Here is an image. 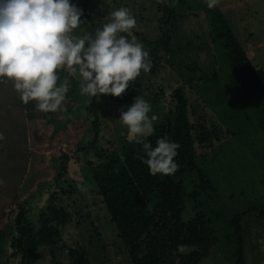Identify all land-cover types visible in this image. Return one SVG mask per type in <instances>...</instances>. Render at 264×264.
Segmentation results:
<instances>
[{"label":"rangeland","instance_id":"rangeland-1","mask_svg":"<svg viewBox=\"0 0 264 264\" xmlns=\"http://www.w3.org/2000/svg\"><path fill=\"white\" fill-rule=\"evenodd\" d=\"M211 2L222 12L264 84V0H72L82 10V23L74 33H91L107 22L114 9H129L136 19L132 32L152 64L149 72L141 71L136 78L137 96L151 105L148 115L153 122L162 119L175 107L176 90L187 102L193 167L182 174L177 168L161 179L163 192L175 184L184 189L180 220L198 219L211 233L208 256L198 264H238L239 245L246 238L253 248L251 260L256 262V249L264 248L259 241L264 229L253 221L254 216L264 215V92L249 101L238 99L229 82L224 52L210 36L204 9ZM168 14L173 23L169 28L165 24ZM166 31L167 46L166 38L161 39ZM158 41H162L160 48ZM61 70L75 83L55 112L37 110L35 101L23 103L12 82L0 79V231L6 232L7 239L3 260L26 264L10 256L15 220L24 214L37 225L51 199L70 215L59 244L64 249L52 258L47 247L39 248L38 257L27 264H69L67 248L81 246L90 264H140L141 256L135 261L129 255L94 184L86 180L83 168L86 162L97 161L94 150L87 156L77 151L92 138L89 109L93 101L100 106V138L107 135L110 141L100 140L96 147L107 151L122 147L127 128L118 119L121 106L104 99L110 94H82L78 76L67 67ZM66 156V174L57 180L59 163ZM150 201L151 206L160 203V195L152 194ZM185 250L191 260L199 258L192 254L194 248L186 245ZM185 260L176 255L175 264H185Z\"/></svg>","mask_w":264,"mask_h":264},{"label":"trees","instance_id":"trees-1","mask_svg":"<svg viewBox=\"0 0 264 264\" xmlns=\"http://www.w3.org/2000/svg\"><path fill=\"white\" fill-rule=\"evenodd\" d=\"M211 3L213 6H207L204 12L208 15L211 39L224 52L226 62L230 67L229 82L237 91L239 100H252L264 92V84L252 61L225 21L222 12L214 2ZM164 10H168L167 5L164 6ZM170 18L172 16L168 14L165 20L168 28L172 21ZM164 37L166 38L165 46H167L170 41L167 31L161 39L163 40ZM161 43L162 41L156 42V46L159 47ZM58 75L67 77L69 89L75 83L74 78L61 69ZM136 78L128 83L125 96L109 95L104 99L117 107L126 106L138 95ZM175 95V107L170 109L162 119L154 120V133L147 139L153 145L160 136H167L170 140L178 142L179 148L174 160L182 174L185 168L193 167L194 138L187 117V102L179 91L176 90ZM99 107V104L94 101L90 106L89 111L93 116L90 129L92 138L78 147L77 151L87 156L88 151L94 150L97 161L95 163L86 162L83 169L88 173L86 180L94 184L95 193L101 198L109 220L118 232V238L133 260L137 261L141 256L140 264H175L176 255L183 261L186 259L185 264H198L201 258L208 256V248L212 244L209 240L211 233L205 230L204 224L198 219L188 222L180 220L183 187L175 184L163 192L164 182L161 174L153 175L149 172L147 166L139 159V156L143 155L141 146L130 141L128 137H122L123 145L119 150L107 151L102 146L96 147L100 140L107 144L110 143L107 135L100 138ZM72 110V108L69 109L71 113ZM56 130L59 129L56 128ZM68 159L69 156H66L64 161L59 163L60 172L56 177L57 180L66 174L67 169L63 165ZM156 192L160 195L161 202L151 206L150 197ZM54 202L51 199L48 201L45 210L41 211L38 217L37 225L32 224L24 214L17 216L14 224L16 236L10 243L13 249L10 256L19 257L21 263L27 264L31 259L38 257L39 248L47 247L52 258L64 249L59 244L62 231L70 222V215L66 209ZM167 212H172V216H167ZM242 215L236 220L239 221ZM5 235L4 230L0 231V264H8L7 259L3 260L7 240ZM178 245L194 248L192 254L199 255V258L191 260L189 257L191 254L188 255L186 250L178 251ZM67 255L69 264H90L82 246L67 248ZM238 255L240 257L238 264H243L241 243ZM55 264L62 263L56 262Z\"/></svg>","mask_w":264,"mask_h":264},{"label":"clouds","instance_id":"clouds-1","mask_svg":"<svg viewBox=\"0 0 264 264\" xmlns=\"http://www.w3.org/2000/svg\"><path fill=\"white\" fill-rule=\"evenodd\" d=\"M81 16L72 0H0V79L12 82L23 103L35 101L42 112L60 109L69 83L57 70L65 67L78 76L82 94L96 97H118L141 71L149 72V53L132 32L136 19L127 7L114 9L94 32L76 34ZM118 111L149 172L174 173L178 142L160 136L153 145L147 139L154 133L150 103L135 96ZM185 248L177 246L180 252Z\"/></svg>","mask_w":264,"mask_h":264},{"label":"flooded vegetation","instance_id":"flooded-vegetation-1","mask_svg":"<svg viewBox=\"0 0 264 264\" xmlns=\"http://www.w3.org/2000/svg\"><path fill=\"white\" fill-rule=\"evenodd\" d=\"M256 219V223L258 224V221H261L264 223V215H259V216H254L253 217V221ZM252 221V222H253ZM262 228V227H261ZM264 229V228H262ZM259 238V236H258ZM247 239V238H246ZM261 240H259L260 242H262L264 244V237L260 238ZM250 248H251V254L253 253V248L252 245L250 244ZM254 249H256V247H254ZM257 254L256 255V262L254 261V258L251 260V264H264V248H259L256 249ZM254 257V256H252ZM246 256H245V244H243V264H246Z\"/></svg>","mask_w":264,"mask_h":264},{"label":"water","instance_id":"water-1","mask_svg":"<svg viewBox=\"0 0 264 264\" xmlns=\"http://www.w3.org/2000/svg\"><path fill=\"white\" fill-rule=\"evenodd\" d=\"M258 224L264 228V223L261 221H258ZM245 256H246V261L251 262V248H250V242L248 239L245 241Z\"/></svg>","mask_w":264,"mask_h":264}]
</instances>
